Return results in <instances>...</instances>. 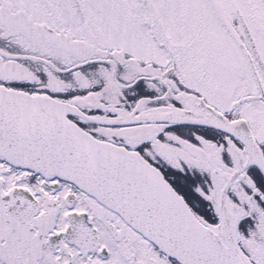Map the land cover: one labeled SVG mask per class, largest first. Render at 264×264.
Here are the masks:
<instances>
[{"label": "snow or ice", "instance_id": "obj_1", "mask_svg": "<svg viewBox=\"0 0 264 264\" xmlns=\"http://www.w3.org/2000/svg\"><path fill=\"white\" fill-rule=\"evenodd\" d=\"M0 264H264V0H0Z\"/></svg>", "mask_w": 264, "mask_h": 264}]
</instances>
